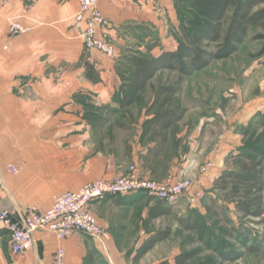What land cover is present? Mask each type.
Instances as JSON below:
<instances>
[{"label":"crops","instance_id":"0c3cea01","mask_svg":"<svg viewBox=\"0 0 264 264\" xmlns=\"http://www.w3.org/2000/svg\"><path fill=\"white\" fill-rule=\"evenodd\" d=\"M98 4L113 23L115 57L85 48L81 34L85 23L75 18L79 0H0V210L17 217L32 203L46 210L58 194L79 189L99 176L127 174L132 165L141 178L155 180L181 179L186 166L194 165L190 154L183 153L180 130L173 136L178 145L174 142L168 153L155 154L151 149L156 139L142 134L143 123L151 115L143 112L133 119L102 121L100 113L99 102H110L117 87L122 48L137 44L139 31L159 28L163 13L172 14L173 0H100ZM14 21L27 31L12 33ZM66 50L73 53L65 58ZM51 52L57 58L50 60ZM87 62L95 66L100 81L87 76ZM77 94L96 103L78 104ZM11 164L20 171L10 170ZM215 166L211 173L199 175L198 184L216 178L222 168ZM141 195L106 196L91 204L98 222L107 229L105 247L82 232L61 240L42 229L34 233V247L20 255L12 252L10 232L0 224V264H50L59 246L66 249V264H154L147 263L146 257L158 243L136 258L153 233L136 231L141 240L130 259L126 247L117 243L119 238H130L129 231L116 226L120 219L129 220L121 209L142 206L144 215L149 214L154 200Z\"/></svg>","mask_w":264,"mask_h":264},{"label":"rangeland","instance_id":"374dc122","mask_svg":"<svg viewBox=\"0 0 264 264\" xmlns=\"http://www.w3.org/2000/svg\"><path fill=\"white\" fill-rule=\"evenodd\" d=\"M188 1L175 0L172 14L168 11L163 13L165 19L159 28L139 31V42L122 48V59L116 68L119 80L115 92L110 102H99L102 106V121H123L139 117L143 112L148 114L155 88L176 85L179 82L181 76L176 70L164 68L154 74L144 90L132 91L129 86L133 70L130 55L140 51L142 55L154 56L164 50L175 49L178 38L186 34L183 31L184 25H189L188 20L192 17ZM260 49L261 43L258 41H247L239 51L227 58L213 60L208 66L186 75L181 81L183 91L178 98L180 104L186 107V112L175 130L176 133L180 130L183 134L181 143L184 155L190 154L194 162V165L186 166L181 180L188 179L192 182L189 194H194L197 199L192 203L188 197H183L173 203L170 214L156 219L150 218L148 213L144 215L145 207L142 206L121 209L125 217L128 214L129 220L123 223L120 219L116 226L119 230L129 231L130 238H119L117 243L119 247H126L124 249L129 259L141 240L136 233L139 229L153 235L166 232L169 236L152 249L153 252L146 257L147 263L175 264L176 256L189 253L190 257L184 264H199L208 260L218 262V252L213 249L218 242L225 240L231 246L236 243L225 234L230 224L218 222L213 214L215 205L211 199L217 194L213 189L215 178L210 177L200 184L197 180L201 173H211L217 164L222 170L226 169L225 158L231 150L264 146V125L261 124L264 118V66L255 58ZM52 53L48 55L50 60L57 58ZM65 53L66 58L73 51L66 50ZM38 55L37 53L36 57ZM126 93L133 95L135 100L126 107L120 106L119 101ZM75 99L81 105L95 102L92 97H81L79 94ZM111 103L119 104L120 107L110 108ZM199 193L201 196H198ZM143 195L147 201L152 199L146 193ZM30 205L39 207L35 203ZM234 211L235 206L231 204L229 212L220 219L232 215L239 222L240 219ZM179 218L197 223L199 228L187 229ZM244 222L257 232L264 233V222H260V219L246 217ZM222 264H264V246L259 252L244 251L238 259L227 260Z\"/></svg>","mask_w":264,"mask_h":264},{"label":"trees","instance_id":"16d2710c","mask_svg":"<svg viewBox=\"0 0 264 264\" xmlns=\"http://www.w3.org/2000/svg\"><path fill=\"white\" fill-rule=\"evenodd\" d=\"M175 2V0H173ZM192 17L189 25H184L185 36L178 38L175 49H168L159 55L149 56L136 52L130 55L132 62V81L129 86L132 91L144 90L154 74L161 69L176 70L181 76L176 85H167L155 88L154 99L149 104L148 115L143 123V136L152 135L156 145L151 149L155 154L168 153L174 142L173 138L179 121L185 115L186 107L179 102V94L183 91L181 81L186 75L208 66L215 59H224L239 51L247 42L258 41L261 49L256 53L257 58L264 66V0H189ZM176 3V2H175ZM86 74L94 81L101 77L95 66L87 62ZM135 98L126 93L119 101L120 106L132 104ZM264 125V118L261 121ZM173 131L170 132V129ZM227 167L214 180L215 205L213 214L218 222L230 224L225 233L236 243L229 245L228 241L221 240L214 247L218 252L219 260L204 261L199 264H222L224 261L238 259L243 252H259L264 246V233H259L247 225V218H258L264 222V146L244 147L231 150L225 158ZM235 206V213L239 222L232 215L226 219L220 217L229 212V206ZM172 205L158 199L149 206V217L156 219L159 216L170 214ZM187 229H198L194 222H186L179 218ZM168 233L159 232L152 235L141 246L136 258L145 255L148 249L159 241L167 239ZM243 248V252H242ZM189 254L175 257V264H184Z\"/></svg>","mask_w":264,"mask_h":264},{"label":"built area","instance_id":"2783aa9c","mask_svg":"<svg viewBox=\"0 0 264 264\" xmlns=\"http://www.w3.org/2000/svg\"><path fill=\"white\" fill-rule=\"evenodd\" d=\"M100 0H79V11L76 20L84 21L82 38L85 48L98 49L107 57H115L116 45L111 38L112 21L108 19L99 7ZM12 33L25 32L27 28L20 22L14 21L10 25ZM15 173L20 168L9 165ZM192 182L188 179L167 177L164 180L141 178L137 167L132 165L127 174L113 177L99 176L89 181L79 189L58 194L53 204L46 210L36 205H28L26 213L17 217L7 209L0 210V224L6 226L10 232L12 252L24 254L35 245L34 233L47 230L58 239H66L75 232H82L94 238L99 246L105 247L107 229L98 222L91 204L106 196H129L134 193H146L153 200L161 199L168 204L178 202L183 197L193 203L197 197L189 194ZM198 196H201L199 193ZM66 249L59 246L50 264H66Z\"/></svg>","mask_w":264,"mask_h":264}]
</instances>
